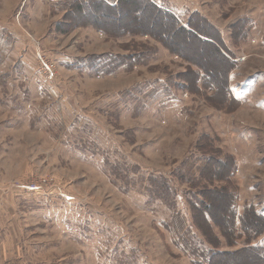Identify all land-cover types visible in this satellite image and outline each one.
Segmentation results:
<instances>
[{
  "label": "rangeland",
  "instance_id": "rangeland-1",
  "mask_svg": "<svg viewBox=\"0 0 264 264\" xmlns=\"http://www.w3.org/2000/svg\"><path fill=\"white\" fill-rule=\"evenodd\" d=\"M155 1L220 32L238 104L206 84L215 65L193 91L197 66L185 59L201 62V44L175 38L182 59L151 11L140 19L128 5L117 23L113 10L80 14L96 0H0V264H260L247 246L264 247V224L246 240L227 212L235 197L237 215H264V0ZM38 54L52 79L39 75ZM105 54L122 66L89 68ZM148 176L159 196L137 184ZM29 182L47 192L19 187ZM190 201L215 221L199 220L202 232ZM163 203L192 234L167 225ZM173 230L217 254L185 253Z\"/></svg>",
  "mask_w": 264,
  "mask_h": 264
},
{
  "label": "trees",
  "instance_id": "trees-1",
  "mask_svg": "<svg viewBox=\"0 0 264 264\" xmlns=\"http://www.w3.org/2000/svg\"><path fill=\"white\" fill-rule=\"evenodd\" d=\"M96 6L94 8H86L83 10V7H78V11L80 9H82L83 11L80 13H85L87 11V13L91 14L92 13H96L97 11V15L99 17H108L110 15L107 16V14H105V10L107 11H114V14H112L111 16L115 19V21L117 23H119L117 20L120 18V16L125 12V10L127 9V7L129 6H136V9L138 10L136 13H140V19H142L144 16L147 15V11H151L152 13V20H157V23L160 26H164V28L162 29V35H164L166 38H169V40L172 42L171 47L168 46V48L173 52L176 53L178 55H180L183 58V55L181 53L176 52L177 49H179L180 51H182V47L179 45V43H177V41L175 40V38L178 39H182V40H188L187 44L190 42L196 43V44H201L200 48L201 49V54L204 55V57H202V61L201 62H195L194 60H192L191 58L188 59L186 58L185 61H188V63H194L197 67L199 66L200 68H195L194 70V78H195V84L192 86L193 91L197 90L200 86V83L204 82V76L210 75V74H214L215 70L217 71L216 76H214L215 78L208 82L206 84H209L214 91H218V90H223V94H224V98L220 99V102L222 105L224 106H229L231 107L232 105L238 104L239 100L233 95L232 90L230 88V84H229V77H230V72L233 68V66H235V61L231 58V55L229 53V50L227 48V46L224 43V40L220 34V32L215 29L214 27L211 26L210 22H208L202 15H199L197 17V21H198V25H196V23H192L193 19H196L195 15H198L199 12L195 11L192 12L188 15V17L186 18V21H183V18H180L178 14H175L174 12L167 10L165 8H163L161 5H159L155 0H117L115 3L111 2V1H106V0H96ZM111 2V3H110ZM134 2L136 4H134ZM88 2L84 3L85 5H87ZM127 4V5H126ZM129 5V6H128ZM98 7H100V11L99 10H95ZM121 7V8H120ZM126 8V9H125ZM106 11V12H107ZM79 15V14H78ZM121 25V23H120ZM208 27L212 28V31L214 32V35L216 36H210L206 33V30H204L203 27ZM166 28V29H165ZM194 30V31H193ZM209 30V29H208ZM195 32H197L196 34H194ZM159 34V33H158ZM152 36H155V34H153ZM156 37V36H155ZM189 45V44H188ZM176 48V50L174 51L173 49ZM183 52V51H182ZM188 53V52H187ZM111 57H113L110 54H105V55H99L98 57H96V63H94L93 61H90L91 66L89 68H97V70H105L110 71V70H115L116 68H120L122 66V61L120 59H118V62L116 59H110ZM93 60V59H91ZM84 64H86V67L88 65L87 62H83ZM124 65V63H123ZM207 66L208 69L205 71L204 66ZM213 65H215L216 69H213ZM205 66V67H206ZM213 73H211V72ZM207 72V73H206ZM219 75H218V74ZM224 73L225 78H221L222 74ZM203 78V79H201ZM168 85L166 84H160L158 86H155L153 88L154 91H156V97L160 100H164L168 97V95L170 94L168 90ZM190 88V87H189ZM218 93V92H217ZM227 99V100H225ZM131 170H136L132 169ZM131 170H128V172H130ZM114 173H116V175L119 177L120 172L122 175V178L126 181V182H130L128 178L125 179V177H123L122 171L119 170V168H115ZM153 178V177H152ZM155 179V177H154ZM133 178L131 179V181L133 182ZM137 184H140V186H143L145 189H147L149 191L150 194L153 195H160V192L158 191V188H156V185L154 182H152V180L149 178V176L146 178L142 177L140 180H136ZM155 187V188H154ZM220 198L222 200L225 199L224 195H219ZM158 200H160L159 198H157ZM161 201V200H160ZM162 204V203H161ZM164 204V203H163ZM189 204V212H190V217H191V221L193 222V225L195 226V228L198 230V232H202L200 231L201 228L198 224V221H202L207 223L208 225L210 224V222H215L213 220V218L210 216L209 212L205 209H203L202 206H200L199 204H196L194 201H190L188 202ZM163 212L167 214L168 216V222L165 221L167 223V225L172 229L174 228L177 229V231H181L180 229L183 227L182 225L185 226V228H188L190 233L192 234V228L191 226H189L187 224V221L184 217V215L180 212V211H176L175 208H173L172 205H163ZM228 212L227 214H229V219L232 220V227L230 224V220L227 223L229 228H237L239 226L240 230L238 231L239 234H242L245 237H248L246 240H250L252 239V237L256 236L257 233L261 232V227L262 224H264V215L261 213H258L257 211H254V216L252 214H247L248 209H243L244 213H240V215L236 214V205H235V197L233 199L230 200V203H228ZM247 211V212H246ZM176 218V219H175ZM182 220V221H181ZM171 221V223H170ZM173 221V223H172ZM163 222L165 225L166 223ZM180 223V224H179ZM183 223V224H182ZM172 226H171V225ZM217 225V224H216ZM173 230L172 236L174 238L175 243L177 244L179 242V244H177V246L183 250L185 253H200V254H205L206 256L209 253H213V254H217L216 250H204V249H198V246H192L191 245V241L190 239L188 240L187 238H182L180 239L181 235H184V233H181L180 236H177L175 234V231ZM252 235V236H250ZM183 237V236H181ZM181 240V241H180ZM194 248H196L194 251H192ZM248 250H252V252H255V254H257V252L260 253V257L258 258V261L260 262V264H264V247H257L254 245H249L247 246ZM247 251V250H246ZM206 252V253H205ZM250 256L253 255L251 253H249ZM204 259V256H202ZM258 257V256H257ZM251 259H253V257H251ZM256 261V260H255ZM257 262V261H256ZM255 262V264H256ZM202 263V261L200 262ZM205 264H210V258L206 259V263Z\"/></svg>",
  "mask_w": 264,
  "mask_h": 264
},
{
  "label": "built area",
  "instance_id": "built-area-1",
  "mask_svg": "<svg viewBox=\"0 0 264 264\" xmlns=\"http://www.w3.org/2000/svg\"><path fill=\"white\" fill-rule=\"evenodd\" d=\"M37 58L40 62V65L37 68L39 75H43L47 77V79H52L53 78L52 69H51L52 67L50 66V64L45 59H43V57L40 54H38ZM19 187L24 191L38 193V194L47 192V186L36 182L23 183L20 184Z\"/></svg>",
  "mask_w": 264,
  "mask_h": 264
},
{
  "label": "crops",
  "instance_id": "crops-1",
  "mask_svg": "<svg viewBox=\"0 0 264 264\" xmlns=\"http://www.w3.org/2000/svg\"><path fill=\"white\" fill-rule=\"evenodd\" d=\"M209 20H211L210 18H209ZM212 21V20H211Z\"/></svg>",
  "mask_w": 264,
  "mask_h": 264
}]
</instances>
